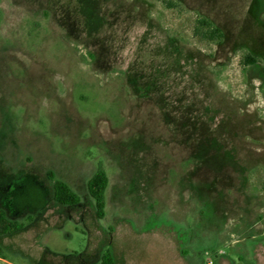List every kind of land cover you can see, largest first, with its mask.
Segmentation results:
<instances>
[{"label":"rangeland","instance_id":"374dc122","mask_svg":"<svg viewBox=\"0 0 264 264\" xmlns=\"http://www.w3.org/2000/svg\"><path fill=\"white\" fill-rule=\"evenodd\" d=\"M4 207L0 264H264V0H0Z\"/></svg>","mask_w":264,"mask_h":264},{"label":"trees","instance_id":"16d2710c","mask_svg":"<svg viewBox=\"0 0 264 264\" xmlns=\"http://www.w3.org/2000/svg\"><path fill=\"white\" fill-rule=\"evenodd\" d=\"M175 7L173 2L168 4ZM194 33L207 44H222L225 34L221 28L216 26L211 20L200 17L196 20ZM259 58L246 55L243 60L244 65H254L259 63ZM48 179L53 187V200L56 204L67 207H76L81 204L80 195L66 182L56 178L54 172L49 171ZM109 187V177L104 167L99 166L94 175L87 182V190L94 200L96 215L98 219H104L106 215V192ZM24 223L9 218L6 207L0 208V235H12L24 229ZM101 264H116L110 250L103 253Z\"/></svg>","mask_w":264,"mask_h":264},{"label":"crops","instance_id":"0c3cea01","mask_svg":"<svg viewBox=\"0 0 264 264\" xmlns=\"http://www.w3.org/2000/svg\"><path fill=\"white\" fill-rule=\"evenodd\" d=\"M179 260V259H178ZM169 263H167V264H177L176 262H177V259H176V262H175V259L174 260H169L168 261Z\"/></svg>","mask_w":264,"mask_h":264},{"label":"built area","instance_id":"2783aa9c","mask_svg":"<svg viewBox=\"0 0 264 264\" xmlns=\"http://www.w3.org/2000/svg\"><path fill=\"white\" fill-rule=\"evenodd\" d=\"M209 264H212V261H210Z\"/></svg>","mask_w":264,"mask_h":264},{"label":"flooded vegetation","instance_id":"af4514ba","mask_svg":"<svg viewBox=\"0 0 264 264\" xmlns=\"http://www.w3.org/2000/svg\"><path fill=\"white\" fill-rule=\"evenodd\" d=\"M255 57V56H254ZM257 58V57H256ZM260 60V59H259ZM260 63V62H259ZM258 64V63H257ZM255 65V64H254Z\"/></svg>","mask_w":264,"mask_h":264}]
</instances>
